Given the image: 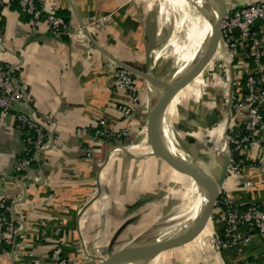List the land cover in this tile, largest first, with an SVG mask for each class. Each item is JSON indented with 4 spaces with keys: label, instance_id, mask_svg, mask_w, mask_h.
Wrapping results in <instances>:
<instances>
[{
    "label": "crops",
    "instance_id": "1",
    "mask_svg": "<svg viewBox=\"0 0 264 264\" xmlns=\"http://www.w3.org/2000/svg\"><path fill=\"white\" fill-rule=\"evenodd\" d=\"M1 2L0 62L16 67L29 105L45 125L52 146L22 174L15 173L25 148V131L14 114L0 117V197L11 201L19 225L13 243L0 255V264H50L59 244L69 264H101L165 218L170 198L190 183L189 175L155 154L151 145L148 152L139 147L151 140V136L143 140L150 85L137 76L139 101L133 103L128 91L114 86L115 73L122 67L110 57L159 77L161 59L155 61V54L165 27L172 36L163 47L174 55L173 67L178 69L190 53L207 46L215 12L208 0H194L196 14L183 0H174L162 23L156 0H42L45 11L55 10L71 25L69 35L55 37L46 23H32L20 0ZM222 2L232 12L264 0ZM91 18L101 20L102 26H92ZM79 19L101 50L84 36ZM255 26L264 41V23ZM222 47V43L215 46L200 75L183 88L199 82L201 89L187 91L180 100L172 93L166 96L163 89L158 92L174 118L180 115L205 135L213 150L210 156L215 155V146L208 132L222 139L223 151L230 154L231 139L243 132L246 112L229 114V105L224 109L218 101L209 110L201 78L214 60H221L225 70H217L223 74L228 67V99L233 104L244 96L242 81L253 70L249 43L242 41L235 51L226 47L227 54ZM124 106L133 107L131 117H123ZM261 106L264 111V101ZM101 120L113 131L127 130L128 136L113 141L97 137L94 129ZM175 132L164 137L172 153L187 157L180 146L192 154L180 132ZM258 134L264 137V126ZM240 155L247 163L239 171L229 168L220 199L208 216L189 215L180 227L192 217L195 222L190 221L194 223L176 234L175 243L147 264H264V243L257 234L229 247L218 244L225 228L222 199L240 207L264 204L262 145L244 149ZM247 233L245 226L238 230L242 236Z\"/></svg>",
    "mask_w": 264,
    "mask_h": 264
},
{
    "label": "built area",
    "instance_id": "2",
    "mask_svg": "<svg viewBox=\"0 0 264 264\" xmlns=\"http://www.w3.org/2000/svg\"><path fill=\"white\" fill-rule=\"evenodd\" d=\"M2 4L0 0V5ZM20 5L25 13L31 16L32 23L39 25L46 23L49 31L55 37H65L70 34V23L55 10L45 11L42 0H21ZM264 23V2L254 3L228 12L222 23V37L229 50L235 51L242 41L249 43L252 49L256 67L247 74L245 90L247 94L233 102V111H245L246 121L242 137L231 139L235 145L233 152H242L244 149L262 145L264 151V137L259 136V130L264 126L262 103L264 101V41L260 33L254 30L256 23ZM90 24L101 27V20L91 18ZM82 29V27H81ZM82 33L84 34L83 30ZM86 37V35L84 34ZM16 67H9L0 62V117L14 114L19 127L25 131L24 151L15 166V173L22 174L28 167L35 164L41 153L52 146L48 131L34 114L29 105L28 95L20 78L16 74ZM137 76L131 72L119 68L114 77V86L128 91L133 103H138L139 94L136 82ZM21 107H24L22 110ZM124 118L134 114L132 106L120 108ZM81 133V130L79 131ZM94 133L97 137L113 141L128 136L127 130L113 131L105 120H101ZM233 152H230V167L239 171V164ZM241 181V180H240ZM248 185V184H247ZM224 207L222 217L225 223L224 236L218 239L221 247H229L238 242L249 241L253 234H257L264 243V204H250L242 209L227 198L222 199ZM245 226L248 233L245 236L238 234L240 227ZM19 225L17 217L12 215L11 201L0 197V255L6 245L13 243L14 236L18 233ZM50 264H69L63 256V245H57L51 254Z\"/></svg>",
    "mask_w": 264,
    "mask_h": 264
},
{
    "label": "water",
    "instance_id": "3",
    "mask_svg": "<svg viewBox=\"0 0 264 264\" xmlns=\"http://www.w3.org/2000/svg\"><path fill=\"white\" fill-rule=\"evenodd\" d=\"M209 7L216 14V17L212 19V33L210 39L208 41L207 46L201 55L196 59L183 73L178 74L180 69L175 70L171 74H167L162 77H156L150 72H144L137 69H134L120 60L112 58L120 67L131 72L132 74L141 77L148 81L153 87V95L149 100V112H148V136H151V140L149 144L152 146L153 151L157 155H161L163 158L168 160V162L177 168L179 171L186 173L191 178L194 177V170H196L209 185V193L207 202L201 209V214L199 217H206L212 210V208L216 205L219 197L222 193L223 185L227 179L229 168H230V155L221 151L218 153L217 159H220L221 165L220 169L216 171L211 167L210 160L207 158H194L191 155H188L185 151H183L187 157L178 156L170 150L169 146L165 142L163 128H162V115L160 110V99L158 92L159 90L169 87L173 92H179L186 86L192 79L198 77L204 68V66L208 63V61L214 56L216 52L215 46L218 43L223 42L224 39L222 37V23L227 15V10L224 6L222 0H208ZM80 20V19H79ZM80 26L86 37L89 41L98 49L101 48L95 43L92 36L90 35L86 25L83 21L80 20ZM181 150V149H180ZM213 153V150L210 152ZM214 156V155H213ZM211 157L210 154L208 158ZM187 219V217H182L181 219H176L175 221H167L164 218L160 221L156 222L150 229L142 233L138 236L134 241L130 244L126 245L116 253H114L111 257L104 259L101 264H120L129 256H131L134 252H136L143 244L150 239L155 230L159 227L167 224L177 225L180 222H183ZM171 222V223H170ZM179 235L171 236L161 241L159 245L153 249L141 262V264H147L150 260L158 256L160 253L168 249L172 246L177 240Z\"/></svg>",
    "mask_w": 264,
    "mask_h": 264
},
{
    "label": "bare ground",
    "instance_id": "4",
    "mask_svg": "<svg viewBox=\"0 0 264 264\" xmlns=\"http://www.w3.org/2000/svg\"><path fill=\"white\" fill-rule=\"evenodd\" d=\"M174 0H159L158 4V11L161 14V16L164 14V12L172 5ZM183 2L186 4V6L192 10L194 14H196L195 9V3L194 0H183ZM216 17V14H213V18ZM212 33V31H211ZM223 47V51H225L226 46L223 42H221ZM186 44V43H185ZM203 49H200L194 53H190L183 61L180 62L178 65V69L183 73L203 52ZM165 55H171L165 53L164 47H160L158 49V52L156 51L155 54V61L159 60L160 58L164 57ZM171 64V63H170ZM173 67V65H172ZM173 69L177 70L175 65ZM164 76V75H163ZM192 90V89H190ZM164 94L167 96L168 93H172L175 95L178 100H180V96L184 93H187L186 89H183L180 93L173 92L169 87L163 88ZM192 94V93H191ZM160 99V98H159ZM182 99V98H181ZM184 99V98H183ZM179 105V102H177ZM160 110L162 115V128H163V134L164 137L166 133L170 131H179L181 129L180 127H177L175 124L176 118H174L167 110V108L164 106V104L160 101ZM183 129H186L183 127ZM223 130L220 129L217 134L221 136V133ZM208 139L211 140L212 144H214V156L209 157L211 167H218L220 169L221 161L220 159H217V154L221 151L225 150V144H223V140L219 137L213 135L212 133L208 132L207 135ZM195 157L200 159L198 153L196 150H194ZM218 171V170H216ZM190 183L188 188H186L185 194L183 198L175 205L173 208H171L170 211L166 214V217L164 218L167 221H175L176 219H181L182 217H188L191 213L193 215L199 216L201 213V209L204 206V204L207 202L208 199V193H209V185L206 183V181L203 179V177L194 170V177L189 178ZM181 193V191H180ZM170 222V223H171ZM184 222V221H183ZM183 222L178 223L177 225L173 224H165L158 229L155 230L154 235L148 239L142 247H140L136 252H134L131 256H129L128 259H125L120 264H141L142 260L153 250L155 249L159 243L165 239H163L167 233L168 237L175 236L179 231H182L184 228L181 227L178 229Z\"/></svg>",
    "mask_w": 264,
    "mask_h": 264
},
{
    "label": "rangeland",
    "instance_id": "5",
    "mask_svg": "<svg viewBox=\"0 0 264 264\" xmlns=\"http://www.w3.org/2000/svg\"><path fill=\"white\" fill-rule=\"evenodd\" d=\"M159 4V0H156V6L158 7ZM161 20H162V16H161ZM163 23V20H162ZM172 36V31L169 28H165L164 27V33L162 34V45L160 47H162L167 40ZM159 47V48H160ZM226 51V49H225ZM227 54V51H226ZM160 64L158 70L156 71L159 77H162L163 75H169L171 73H173L175 71V69L172 68L173 62H174V58L171 55H165L164 57L160 58ZM171 63V64H170ZM180 64V63H179ZM223 63L221 60L216 59L214 60V62L212 63V66H210L208 68V70L206 71L204 77L201 78V82H205V86L206 87L204 89H207L206 92L208 94L207 97V101L209 103L208 108L209 110L213 107V105L218 101V104H222L223 106H225L224 109H226V106L229 105V114L231 112H233L232 109V103H230V100L228 99V85H229V75L228 74V67L226 66V72L221 74V72H219L217 70V68L221 69L222 71L225 70V67L222 66ZM224 69V70H223ZM226 84V85H225ZM150 85V92L148 95V105H149V100L150 97H152L153 95V87L152 85L149 83ZM202 84L199 82H194V84H192V86H190L189 88L186 89V91H190V89H201ZM197 94V92H196ZM182 95H186V93L182 94ZM217 97V98H216ZM146 105V104H145ZM182 115H186V112H181ZM190 115V114H189ZM222 116L226 117V113L223 112ZM191 117H193V119H196V114L195 112L191 113ZM224 117V118H225ZM223 118V119H224ZM175 124L177 125V127H180L181 129L178 128V132H180V137L182 138L183 142L188 144V146L190 147L192 154L189 153L188 151H186L184 148H181L180 146H178L181 150L185 151L188 155H191L194 158L195 157V153L194 150H196V152L198 153L200 158H208V155L210 154V149L208 147V144L205 142V135L202 132H196V130L193 128L195 124L193 123H189L188 120H184L180 115L178 116V118L175 121ZM148 115L146 114V119H145V126H144V134H143V140H145V138L148 136ZM183 127H185L186 129H183ZM177 133V132H175ZM227 137H225L226 139ZM140 148H142L143 152H148L149 148H150V144L149 142L141 144L139 146ZM209 149V150H208ZM215 170H219L218 167H213ZM190 178V177H189ZM190 181V180H189ZM188 186H189V182H188ZM187 186V188H188ZM185 191H182L181 193H179L176 196H173L170 198V205L168 206V211L171 210V208H173V206H175L184 196ZM167 211V212H168ZM191 216H196L193 215V213L190 214ZM200 216V215H199ZM196 216V217H199ZM194 218H190V220L188 221V223L185 225L184 228L188 229L195 221ZM190 221H194V222H190ZM181 227H179L178 229H180Z\"/></svg>",
    "mask_w": 264,
    "mask_h": 264
},
{
    "label": "trees",
    "instance_id": "6",
    "mask_svg": "<svg viewBox=\"0 0 264 264\" xmlns=\"http://www.w3.org/2000/svg\"><path fill=\"white\" fill-rule=\"evenodd\" d=\"M21 1V0H20ZM19 4H20V2H19ZM21 6V5H20ZM58 13V12H57ZM58 15H61V16H63L62 14H60V13H58ZM30 16V15H29ZM31 17V16H30ZM64 17V16H63ZM65 18V17H64ZM66 19V18H65ZM67 20V19H66ZM67 22H68V20H67ZM69 23V22H68ZM256 26L254 27V30L256 31ZM248 61H249V63H250V66H251V69H254L255 67H256V64H255V61H254V58L252 57V55H250L249 56V59H248ZM262 61H264V55H263V57H262ZM246 79H247V76L243 79V81H242V83H243V86H244V89H245V87H246ZM247 94V91L245 90L244 91V95H246ZM262 114H263V116H264V111L262 110ZM243 134H245V131H244V128H243V132L238 136V137H234V139H239L240 137H242L243 136ZM233 137V136H232ZM234 147H235V145L233 144V143H231L230 142V148H231V152H233V150H234ZM233 154L235 155V157H236V160L238 161V162H241L240 164H239V168L241 167V166H243V165H245L246 163H247V161L244 159V157L243 156H241L238 152H233ZM219 199H220V197H219ZM250 205V204H249ZM249 205H247L246 207H241L242 209H246ZM224 208V207H223Z\"/></svg>",
    "mask_w": 264,
    "mask_h": 264
}]
</instances>
